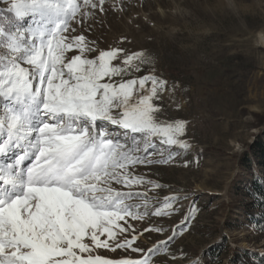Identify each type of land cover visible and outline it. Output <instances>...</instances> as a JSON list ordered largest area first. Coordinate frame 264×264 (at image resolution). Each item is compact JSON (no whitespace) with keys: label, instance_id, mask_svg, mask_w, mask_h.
Masks as SVG:
<instances>
[{"label":"snow or ice","instance_id":"6c2138e0","mask_svg":"<svg viewBox=\"0 0 264 264\" xmlns=\"http://www.w3.org/2000/svg\"><path fill=\"white\" fill-rule=\"evenodd\" d=\"M0 4V264H150L175 229L147 252L133 246L136 235L119 240L116 230L127 231L119 221L141 215L127 202L140 193L114 185L159 187L131 169L168 162L162 153L151 158L156 141L189 147L186 121L158 119L154 101L167 82L136 75L150 62L142 51L86 55L97 49L74 25L84 26L96 0ZM176 199L166 197L153 214H168ZM195 211L193 204L181 230ZM101 248L143 258L92 254Z\"/></svg>","mask_w":264,"mask_h":264},{"label":"rangeland","instance_id":"374dc122","mask_svg":"<svg viewBox=\"0 0 264 264\" xmlns=\"http://www.w3.org/2000/svg\"><path fill=\"white\" fill-rule=\"evenodd\" d=\"M96 2L84 26L74 25L97 49L86 55L114 47L142 51L150 62L136 75L167 82L154 101L158 119L186 121L181 139L189 145L156 141L151 158L162 153L168 162L131 169L159 187L114 185L140 193L127 202L141 215L119 221L127 231L117 229L118 239L136 235L133 246L147 252L175 229L150 264H246L244 251L263 257L264 232L249 222L246 187L264 178V0H105L102 12ZM170 196L177 199L168 214L154 215ZM193 204L194 219L181 230ZM92 254L143 258L130 249Z\"/></svg>","mask_w":264,"mask_h":264},{"label":"trees","instance_id":"16d2710c","mask_svg":"<svg viewBox=\"0 0 264 264\" xmlns=\"http://www.w3.org/2000/svg\"><path fill=\"white\" fill-rule=\"evenodd\" d=\"M246 195L250 200L247 203L249 222L264 232V178L251 181L246 187ZM242 259L246 264H264V256L261 257L258 252L244 251Z\"/></svg>","mask_w":264,"mask_h":264}]
</instances>
